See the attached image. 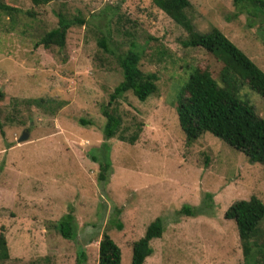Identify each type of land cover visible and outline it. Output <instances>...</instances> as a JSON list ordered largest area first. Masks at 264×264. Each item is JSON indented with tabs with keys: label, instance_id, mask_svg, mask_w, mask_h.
Here are the masks:
<instances>
[{
	"label": "rangeland",
	"instance_id": "obj_1",
	"mask_svg": "<svg viewBox=\"0 0 264 264\" xmlns=\"http://www.w3.org/2000/svg\"><path fill=\"white\" fill-rule=\"evenodd\" d=\"M5 1L35 16L23 13L12 27L0 13V234L10 251L0 264H79L81 245L84 264H98L105 232L119 246L121 264H132L133 244L157 218L165 231L145 264H243L237 226L225 213L253 196L264 203V166L210 133L188 145L177 113L191 70L208 68L219 80L223 63L202 48H185L186 31L153 0L40 7ZM190 1L188 15L200 32L218 28L264 71V14L246 15L245 4L234 7V0ZM60 13L83 16L86 24L69 30L64 49L36 47ZM132 45L141 53L140 69L159 78L146 101L128 92L112 106L125 135L142 127L134 145L106 141L102 114L123 80L119 57ZM240 94L264 118V99L248 88ZM40 99L46 104L34 103ZM107 153L112 165L102 181L92 156L101 161ZM185 207L199 215L181 214ZM68 214L78 227L74 241L58 229Z\"/></svg>",
	"mask_w": 264,
	"mask_h": 264
},
{
	"label": "trees",
	"instance_id": "obj_2",
	"mask_svg": "<svg viewBox=\"0 0 264 264\" xmlns=\"http://www.w3.org/2000/svg\"><path fill=\"white\" fill-rule=\"evenodd\" d=\"M30 1L33 6L40 7L61 0ZM153 3L177 26L186 31L187 38L183 41L185 48H202L223 63L219 80L212 76L208 68L195 67L184 83L178 98L177 113L186 143L192 145L204 134L210 133L244 154L250 163L264 166V118L240 94L242 89L248 88L264 99L263 69L218 28L211 27L207 32H200L188 15L192 8L190 0H153ZM242 4H245L243 8L246 15L252 13L257 17L259 13L264 14V0H234V7ZM0 13L9 18L12 27L17 25L19 15L23 13L35 16L33 11L24 12L23 9L12 6L5 0H0ZM58 18V26L46 32L36 47L49 49L56 46L64 49L69 30L86 24L83 16L69 17L60 13ZM106 43L105 37L99 40V44L109 52ZM140 62L141 53L137 51L135 45L119 57L123 80L114 89L109 103L102 106V114L106 119L103 128L106 141L118 137L121 141L134 145L139 139L142 127L139 125V129L131 136L125 135L121 130L123 119L112 106L128 92H132L139 101L144 102L156 91L159 80L157 74L144 73L140 69ZM2 98L3 92H0V99ZM46 102L44 99L34 101L38 105H45ZM56 108L57 110L62 108V104ZM89 123L85 119L80 120L82 126ZM92 158L100 164V180H106V174L112 165L109 154L107 153L101 161L95 155ZM180 213L197 216L199 209L185 207ZM225 218L233 220L237 226L244 255L243 264H264L263 201L256 196L248 201H238L226 211ZM116 225L119 230L123 228L121 223ZM58 229L65 239L71 241L77 239L78 227L72 214L61 219ZM164 231L165 223L162 218H157L147 227L145 235L133 244L132 264H145L153 255L152 241L161 239ZM98 250V264H121V250L108 232L103 233ZM86 258L87 252L81 245L77 259L79 264H84ZM9 259L8 242L6 237L0 234V261Z\"/></svg>",
	"mask_w": 264,
	"mask_h": 264
},
{
	"label": "water",
	"instance_id": "obj_3",
	"mask_svg": "<svg viewBox=\"0 0 264 264\" xmlns=\"http://www.w3.org/2000/svg\"><path fill=\"white\" fill-rule=\"evenodd\" d=\"M28 133L27 132H25V133H23V135H22V137L20 138V141H24V140H26L27 138H28Z\"/></svg>",
	"mask_w": 264,
	"mask_h": 264
}]
</instances>
